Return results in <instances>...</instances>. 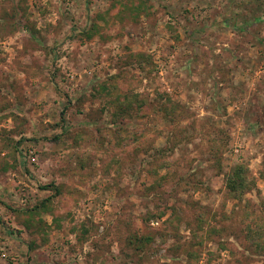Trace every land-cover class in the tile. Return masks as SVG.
Wrapping results in <instances>:
<instances>
[{
	"label": "rangeland",
	"instance_id": "rangeland-1",
	"mask_svg": "<svg viewBox=\"0 0 264 264\" xmlns=\"http://www.w3.org/2000/svg\"><path fill=\"white\" fill-rule=\"evenodd\" d=\"M0 264H264V0H0Z\"/></svg>",
	"mask_w": 264,
	"mask_h": 264
},
{
	"label": "trees",
	"instance_id": "trees-1",
	"mask_svg": "<svg viewBox=\"0 0 264 264\" xmlns=\"http://www.w3.org/2000/svg\"><path fill=\"white\" fill-rule=\"evenodd\" d=\"M133 97H135V96H133ZM130 99H132V98H130L128 95V96H125V98L123 100L118 101L119 107L114 112V115L116 117L120 114H128L126 107H127L128 102L130 101ZM137 104L138 105H136V106H138V108H139V103H137ZM161 110L163 111V113H165V111L169 112V110L167 108H161ZM57 137L58 136H55L56 139H57ZM245 171H246V169L243 168L242 165H237L235 168H233L231 170V173H230V175L228 177V181H227V185L230 188V190L235 191L236 193L242 192V189L245 187V185H247L246 184V177L244 176ZM47 187H49V185L42 186V188H44V189H46ZM54 189L56 190L55 186H54ZM50 200H51V197H46V198L42 199V201L40 202V207H44L46 202H49Z\"/></svg>",
	"mask_w": 264,
	"mask_h": 264
}]
</instances>
